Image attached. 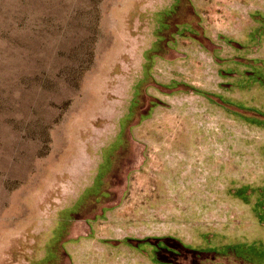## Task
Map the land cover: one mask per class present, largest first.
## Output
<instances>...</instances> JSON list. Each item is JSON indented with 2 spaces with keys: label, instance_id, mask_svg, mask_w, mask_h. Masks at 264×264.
<instances>
[{
  "label": "rangeland",
  "instance_id": "374dc122",
  "mask_svg": "<svg viewBox=\"0 0 264 264\" xmlns=\"http://www.w3.org/2000/svg\"><path fill=\"white\" fill-rule=\"evenodd\" d=\"M151 229L264 264V0H0V264Z\"/></svg>",
  "mask_w": 264,
  "mask_h": 264
},
{
  "label": "crops",
  "instance_id": "0c3cea01",
  "mask_svg": "<svg viewBox=\"0 0 264 264\" xmlns=\"http://www.w3.org/2000/svg\"><path fill=\"white\" fill-rule=\"evenodd\" d=\"M72 236H78L80 228L78 225L72 226ZM85 232V230H81ZM149 235L145 238H127L125 241L121 240L119 249L124 253L125 264H160V253L164 252L169 255L172 260L161 264H175L184 262L201 264V260L206 259V253L202 249L187 246L176 239L167 238L174 242L172 245H160L157 233L150 230ZM186 250V252H182Z\"/></svg>",
  "mask_w": 264,
  "mask_h": 264
}]
</instances>
